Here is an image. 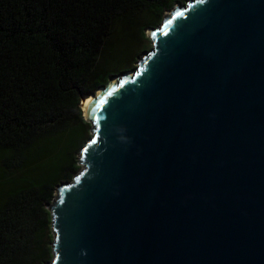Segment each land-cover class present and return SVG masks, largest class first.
<instances>
[{"label":"water","instance_id":"obj_1","mask_svg":"<svg viewBox=\"0 0 264 264\" xmlns=\"http://www.w3.org/2000/svg\"><path fill=\"white\" fill-rule=\"evenodd\" d=\"M88 94L45 264H264V0H187Z\"/></svg>","mask_w":264,"mask_h":264},{"label":"trees","instance_id":"obj_2","mask_svg":"<svg viewBox=\"0 0 264 264\" xmlns=\"http://www.w3.org/2000/svg\"><path fill=\"white\" fill-rule=\"evenodd\" d=\"M187 0H0V264H45L58 184L89 137L81 99L135 67Z\"/></svg>","mask_w":264,"mask_h":264},{"label":"bare ground","instance_id":"obj_3","mask_svg":"<svg viewBox=\"0 0 264 264\" xmlns=\"http://www.w3.org/2000/svg\"><path fill=\"white\" fill-rule=\"evenodd\" d=\"M88 98H89V96L87 98L83 99V101H82L83 105H85V103L88 101Z\"/></svg>","mask_w":264,"mask_h":264},{"label":"rangeland","instance_id":"obj_4","mask_svg":"<svg viewBox=\"0 0 264 264\" xmlns=\"http://www.w3.org/2000/svg\"><path fill=\"white\" fill-rule=\"evenodd\" d=\"M81 101H83V100L81 99ZM80 106H81V108L83 109V104H82V102H80Z\"/></svg>","mask_w":264,"mask_h":264}]
</instances>
